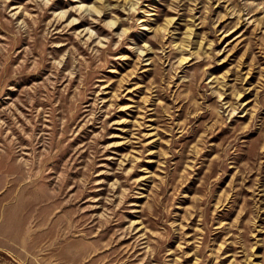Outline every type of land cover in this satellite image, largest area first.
Returning <instances> with one entry per match:
<instances>
[{"label":"rangeland","instance_id":"1","mask_svg":"<svg viewBox=\"0 0 264 264\" xmlns=\"http://www.w3.org/2000/svg\"><path fill=\"white\" fill-rule=\"evenodd\" d=\"M0 264H264V0H0Z\"/></svg>","mask_w":264,"mask_h":264}]
</instances>
